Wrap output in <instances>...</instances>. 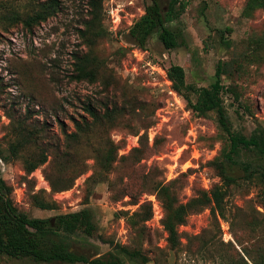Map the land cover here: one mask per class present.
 Returning <instances> with one entry per match:
<instances>
[{
  "label": "rangeland",
  "instance_id": "374dc122",
  "mask_svg": "<svg viewBox=\"0 0 264 264\" xmlns=\"http://www.w3.org/2000/svg\"><path fill=\"white\" fill-rule=\"evenodd\" d=\"M38 1L46 0H0V80L4 86L0 176L11 187L18 210L43 218L89 208L97 232L79 236L72 245L89 259L117 253L114 246L120 244L139 250L146 264H253L252 258L264 260V208L261 184L256 180L239 179L228 187L223 216H214L209 207L190 214L178 227L180 242L173 249L161 224L163 211L154 216L151 206L152 217L144 228L135 229L125 212L134 211L138 204L132 205L130 197L123 196L129 191L139 195V203L152 205L154 200L161 207L149 189L156 181L178 178L183 202L221 183L211 163L227 142L217 115L214 111L195 113L171 88L166 70L172 64L183 67L187 83L208 86L216 78L218 62H224L221 83L232 85L239 94L235 101L231 92L223 93L232 129L245 136L264 130V9L245 15L247 0H188L179 17L166 23L179 42L176 48L166 49L158 38L159 30L143 48L128 36L150 0H59L58 11L30 31L20 22L1 18V13L11 11L22 16L32 13ZM89 20L93 27L86 35ZM83 55L95 58L90 64L95 70L92 81L75 78L76 57ZM86 103L100 112L112 105L137 112L121 115L111 127L98 125L79 141L69 140L66 134L74 131L73 120L89 119ZM20 123L33 132H39L37 128L44 131L17 149ZM141 134H146L147 143L142 154H137L132 150ZM107 139L118 145L109 171L94 159ZM42 149L48 153L47 162L27 174L25 159L35 160ZM241 159L264 163V158L249 151ZM146 173L149 177L143 185ZM46 174L54 180L72 181V185L53 193ZM41 190L50 193L56 209H40L32 203L33 194ZM120 256L125 264L141 263V257L131 261ZM0 263L66 264L36 263L3 253Z\"/></svg>",
  "mask_w": 264,
  "mask_h": 264
},
{
  "label": "trees",
  "instance_id": "16d2710c",
  "mask_svg": "<svg viewBox=\"0 0 264 264\" xmlns=\"http://www.w3.org/2000/svg\"><path fill=\"white\" fill-rule=\"evenodd\" d=\"M188 0H150L144 7L143 14L133 22L128 30V36L139 47L143 48L148 38L156 30L158 38L166 49H174L178 46V36L170 29L166 23L179 17L186 8ZM59 0L38 1L37 8L32 13L24 14L18 12L1 13V18L10 21L20 22L23 27L29 31L34 25L45 21L53 16L59 9ZM264 9V0H247L244 14L249 15L255 9ZM96 16H92V20ZM92 20L85 23L86 35L93 27ZM253 44L256 40H251ZM261 42V40H257ZM76 75L78 80L95 78V70L90 67L95 61L92 56L76 57ZM224 62H218L215 69V80L208 86H196L187 83L185 80V71L182 66L177 64L170 65L166 70L168 80L171 82V88L182 95L192 111L199 115H205L214 111L217 115L218 128L226 137V144L221 148L219 154L213 158L211 163L218 171L220 184L213 185L208 191L200 190L186 202L180 199V190L183 186H177L178 178L164 182L156 181L150 186L158 201L160 202L163 215L161 224L167 232V243L170 248H176L179 245L180 234L178 227L187 221L190 214L200 212L205 208H210L214 216H223V204L228 192V187L235 184L239 179L256 180L261 184L259 193L261 205L264 208V163H251L241 159L242 153L247 151L255 153L258 157L264 158V130L254 131L250 136H245L235 132L229 120V116L224 107L223 93L231 92L235 101H239V94L232 85L224 86L221 83L222 75L225 73ZM3 84L0 80V96L3 93ZM193 98L195 101L193 102ZM240 105V103L238 104ZM242 105V104H241ZM243 107V106H242ZM248 109L247 106L244 107ZM88 118L73 120L74 131L66 134L69 140L79 141L83 136L91 134L98 125L111 127L119 117L125 113H136V108L124 110V106L112 105L104 107L100 112L91 103L84 105ZM12 120V117L10 116ZM148 127V126H147ZM36 129V128H34ZM39 132H33L26 124L20 123L16 128V135L20 136L15 140V147L21 148L25 142L31 138L36 139L43 128H37ZM147 136L141 134L138 136V146L133 148V152L142 154L143 146H146ZM118 145L110 139L104 141L102 148L96 150L94 159L96 163L105 171H109L115 160ZM67 155V154H66ZM48 153L42 149L35 160L25 159V171L32 173L39 166L47 162ZM143 156H139L142 159ZM86 164L78 175L83 173ZM240 173H243L242 175ZM77 175V176H78ZM46 180L53 193L67 190L71 187L72 181L54 180L47 174ZM148 173L143 176L144 185ZM11 187L8 186L0 176V253L11 257H27L36 263L63 262L66 264H125L120 254L133 261L141 257L140 264H146L147 258L141 255L139 250H130L126 246L115 244L117 253H110L107 257H95L92 259L75 252L72 245L79 236L91 237L97 232V225L92 211L83 207L79 210L59 213L48 217H31L18 210L11 197ZM132 201V205H137V209L132 212H125L126 219L130 226L135 229L144 228L146 221L152 217L151 203H139V195H134L125 191ZM32 203L46 210H54L57 203L52 199L50 193L45 190L35 192L32 196ZM253 264H264V260L252 258ZM1 264V263H0Z\"/></svg>",
  "mask_w": 264,
  "mask_h": 264
},
{
  "label": "built area",
  "instance_id": "2783aa9c",
  "mask_svg": "<svg viewBox=\"0 0 264 264\" xmlns=\"http://www.w3.org/2000/svg\"><path fill=\"white\" fill-rule=\"evenodd\" d=\"M152 209H153V214H154V216H156V215H162V209H161V207L159 206V204L156 202V201H154L153 200V202H152Z\"/></svg>",
  "mask_w": 264,
  "mask_h": 264
}]
</instances>
